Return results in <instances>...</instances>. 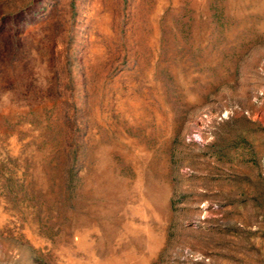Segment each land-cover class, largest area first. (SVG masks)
<instances>
[{"label": "rangeland", "instance_id": "obj_1", "mask_svg": "<svg viewBox=\"0 0 264 264\" xmlns=\"http://www.w3.org/2000/svg\"><path fill=\"white\" fill-rule=\"evenodd\" d=\"M0 264H264V0H0Z\"/></svg>", "mask_w": 264, "mask_h": 264}]
</instances>
